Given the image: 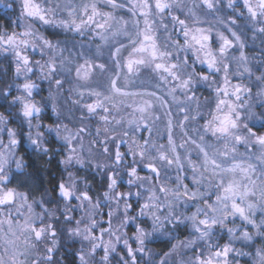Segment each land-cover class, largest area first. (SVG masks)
<instances>
[{"label":"clouds","instance_id":"clouds-1","mask_svg":"<svg viewBox=\"0 0 264 264\" xmlns=\"http://www.w3.org/2000/svg\"><path fill=\"white\" fill-rule=\"evenodd\" d=\"M0 264H264V0H0Z\"/></svg>","mask_w":264,"mask_h":264}]
</instances>
